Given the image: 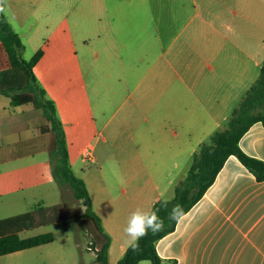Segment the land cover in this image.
Returning <instances> with one entry per match:
<instances>
[{
    "label": "crops",
    "instance_id": "obj_1",
    "mask_svg": "<svg viewBox=\"0 0 264 264\" xmlns=\"http://www.w3.org/2000/svg\"><path fill=\"white\" fill-rule=\"evenodd\" d=\"M18 1L4 0V9L8 6L10 14L21 21L22 4ZM22 1L24 5L50 7L51 17L59 19L58 5L62 0ZM86 1L88 7L102 6V0ZM130 2L118 0L117 18L130 12ZM230 2L235 6L232 11L229 9L231 17L217 12L215 20L200 19L186 32L180 44H175V38H169L163 55L149 64L145 74H152L161 82L147 80L145 89L136 97L135 103L142 105L147 113L148 142L135 147L138 154L144 152L146 160L119 161L120 165L131 169L125 177L130 189L122 188L126 199L118 202L105 192L94 197L83 179L93 209L111 236L109 262L111 250L115 251L118 261L129 246L130 237L124 229L132 212L137 208L151 211L156 200L174 195V186L186 175L193 152L224 124L259 74L264 63V0ZM65 19L67 16L61 22ZM205 22L211 29L207 32ZM226 24L227 32L222 29ZM45 46L40 47L43 55L34 71L47 96L55 103L57 116L65 128L74 170L77 159L85 160L84 152L88 148L81 144L91 136V126L83 122V137L77 139L75 128L79 124H73L71 118L76 117V103L80 98L70 94L69 85V89H63L58 96L52 94L53 88L58 91L59 86L66 85L53 81L52 91L48 87ZM10 64L0 38V70ZM136 67L127 65L122 74L131 76ZM142 79L148 78L144 75ZM154 84H158L157 89L153 88ZM30 117L39 119L33 128L29 127ZM47 124L39 108L31 103L11 107L10 97L0 92V146L22 145L19 155H12L10 151L0 154L2 166H16L6 174L9 180L0 184V191L42 186L46 194L54 193L53 183L56 182L51 174L49 154L38 161L30 160L36 151L48 153L53 144V132L40 134L37 130L38 126ZM38 137L47 138L43 146L42 138ZM239 145L247 154L264 160V125L259 121L251 124L240 137ZM90 153L93 160L91 150ZM24 159L28 161H22ZM39 198L38 201H44L43 197ZM81 206L80 212L84 209ZM156 249L163 264H264V179L258 180L237 156L229 155L203 195L180 215L175 228L156 242ZM145 261L137 264H146Z\"/></svg>",
    "mask_w": 264,
    "mask_h": 264
},
{
    "label": "rangeland",
    "instance_id": "obj_2",
    "mask_svg": "<svg viewBox=\"0 0 264 264\" xmlns=\"http://www.w3.org/2000/svg\"><path fill=\"white\" fill-rule=\"evenodd\" d=\"M227 1L131 0L132 4L128 3L130 12L121 19L117 18L118 0H102V6L97 8L88 7L86 0H62L58 5L57 21L51 17L50 7L24 5L22 0L18 1L22 4L21 21L10 14L8 6L4 9L24 44L23 58L29 59L46 45L45 81L51 91L53 81L66 85L59 86L58 91L53 88L52 94L58 96L63 89L70 88V94L80 98L76 103V117L71 120L79 124L75 128L77 139L83 137L84 123L91 126V136L81 145L92 151L94 159H77L74 170L86 179L94 197L105 192L123 202L126 195L122 188L130 189L125 177L131 169L120 165L119 161L146 160L144 152L138 154L135 147L148 142L147 113L135 101L145 89L147 80L161 82L154 75L145 74L149 64L163 55L169 38H175V44H180L186 32L200 19L215 20L217 12L231 17L229 9L232 11L235 6ZM65 16L67 19L61 22ZM204 25L205 32L211 30L206 22ZM227 25L222 26L226 32ZM127 65L137 67L131 76L124 77L123 68ZM144 75L148 79H142ZM157 87L158 84H154L153 88ZM38 121L30 117L29 127L33 128ZM46 139L42 138V146ZM21 146L20 143L10 148L1 145L0 154L10 151L12 155H19ZM35 153L30 160L38 161L49 154ZM15 167L0 164L1 186L8 182L6 174ZM53 186L54 193L49 195L42 186L0 191V218L36 209L39 197H43V205L62 202L66 209L63 219L19 231L21 237L49 231L53 235L51 242L0 255V264H98L95 252L88 248L89 238L74 220L82 206L69 188L62 193L57 183ZM116 259L115 251L111 250L109 263L116 264ZM145 262L151 264L148 259Z\"/></svg>",
    "mask_w": 264,
    "mask_h": 264
},
{
    "label": "trees",
    "instance_id": "obj_3",
    "mask_svg": "<svg viewBox=\"0 0 264 264\" xmlns=\"http://www.w3.org/2000/svg\"><path fill=\"white\" fill-rule=\"evenodd\" d=\"M0 38L9 55L10 66L0 70V92L10 97L11 107L31 103L42 110L49 124L38 126L40 134L53 132V144L49 150L51 174L62 193L66 188L84 206L82 212L74 215L75 223L85 232L88 248L95 252L98 264H110L108 250L111 236L104 230L100 216L95 212L85 181L75 173L70 162L67 137L62 121L57 116L54 101L47 96L46 89L39 83L34 66L43 55L42 48L25 59L22 56L24 44L19 33L12 27L4 13V0H0ZM264 125V63L254 82L245 91L224 124L202 141L191 155L186 175L174 186V195L169 199H158L151 211L157 210L163 220V228L139 240V247L133 250L129 245L116 264H137L148 259L151 264H163V258L156 249V242L175 228L181 214L185 213L203 195L214 180L226 158L233 154L256 176L264 179V160L247 154L239 145V139L254 122ZM165 201L167 202L165 205ZM36 209L0 218V255L51 242V232L21 237L19 231L65 218L66 209L62 202L43 205L38 201ZM182 211L172 218L174 206ZM174 262V261H173Z\"/></svg>",
    "mask_w": 264,
    "mask_h": 264
},
{
    "label": "clouds",
    "instance_id": "obj_4",
    "mask_svg": "<svg viewBox=\"0 0 264 264\" xmlns=\"http://www.w3.org/2000/svg\"><path fill=\"white\" fill-rule=\"evenodd\" d=\"M165 201V205H166ZM182 211L179 205L174 206L172 210V218H176ZM163 228V220L158 216L157 210L144 211L137 208L132 212L127 226L124 229L128 237H130L129 245L135 250L139 247V240L147 235L151 230L153 233L160 231Z\"/></svg>",
    "mask_w": 264,
    "mask_h": 264
},
{
    "label": "built area",
    "instance_id": "obj_5",
    "mask_svg": "<svg viewBox=\"0 0 264 264\" xmlns=\"http://www.w3.org/2000/svg\"><path fill=\"white\" fill-rule=\"evenodd\" d=\"M84 158H91L92 159V156H91V153L89 150H85L84 152Z\"/></svg>",
    "mask_w": 264,
    "mask_h": 264
}]
</instances>
